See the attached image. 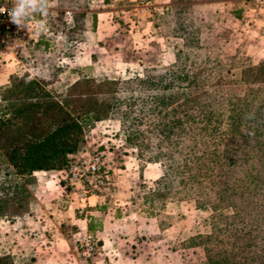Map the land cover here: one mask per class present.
Listing matches in <instances>:
<instances>
[{
  "label": "trees",
  "instance_id": "16d2710c",
  "mask_svg": "<svg viewBox=\"0 0 264 264\" xmlns=\"http://www.w3.org/2000/svg\"><path fill=\"white\" fill-rule=\"evenodd\" d=\"M193 1L171 0L160 16L162 36L178 41L173 64L121 80L80 76L57 97L60 69L75 63L73 46L97 19L86 0H56L71 10V23L63 11L48 12L49 33L25 62L47 77L13 74L0 87V166L12 176L0 181V220L24 213L25 185L35 172L66 169L84 146V130L111 118L119 122L122 145L161 167L152 188L134 187L161 231L169 217L160 207L192 199L196 209L211 212L210 233L189 240L204 247L205 264H264V62L243 70L238 92L220 82L205 86L185 62V53L200 48ZM157 201L163 205L155 207ZM97 231V220L89 221L88 232ZM0 264L33 261L0 255Z\"/></svg>",
  "mask_w": 264,
  "mask_h": 264
},
{
  "label": "rangeland",
  "instance_id": "374dc122",
  "mask_svg": "<svg viewBox=\"0 0 264 264\" xmlns=\"http://www.w3.org/2000/svg\"><path fill=\"white\" fill-rule=\"evenodd\" d=\"M87 2L88 0H86V5ZM192 3L197 24L201 27V40L198 50L185 53V62L190 67V72H196L208 88L223 83L224 86L229 88V91L236 90L238 92L239 84L237 83L243 70L258 67L259 64L264 62V27L262 28L259 24V17L255 16L252 19L257 22L254 24L246 23L245 17L242 20V17L237 18L234 15L241 8L247 11L249 0H194ZM112 21L116 30H113L108 37L104 38V43H100L107 48L106 53L93 55L92 65L90 66L85 67L81 61L76 59L72 67L66 65L60 69L58 84L53 87L57 97L62 96L66 87L80 76L96 80H121L133 78L136 75L140 77L143 68L166 67L174 63L173 52L175 47L178 46V41L162 36L161 26L163 22H161L160 17L153 21L157 38L154 40L149 38V41L144 40V37L141 38L140 34L130 36L122 24L116 20ZM253 30L257 31L253 33ZM94 32L95 30L85 33L83 40L74 44L72 49L74 58L82 57L81 53L84 51L85 46L96 39V36L92 35ZM51 60L54 61V57ZM119 61L133 63V65H127L124 69L122 67L119 74H116L115 72L119 71L116 63ZM4 69L5 67L0 65V87L7 85L8 82L4 83L3 81ZM23 73L30 76L47 77V72L44 70L26 69V71H20L18 74ZM251 78L248 80H251ZM118 130L119 122L115 119L108 118L95 122L91 127L84 130V146L76 155V158L100 153L105 164L107 157H109L116 166L124 168L125 166L120 162H123L125 160L123 156H126L138 162V169H135L134 172L140 174L141 169L146 167V163L136 158L134 149L121 144L118 140ZM107 152H109V155ZM150 166L149 184L141 183L143 182L141 177L138 179L126 177L128 185L140 187L143 191H145L144 188H152L153 181L151 179L161 174V167L159 164H150ZM107 170L108 185L97 193H102L106 200V204L102 205L104 210L107 209V206L113 207L114 204H119L118 200L121 198L117 193L116 186L113 183L109 184L111 171L108 168ZM6 177L12 179L11 171L1 165L0 181ZM57 177L54 171L35 172L33 174V182L25 185L28 192L26 210L17 219L16 217L6 219L12 224L11 227H8L9 231L7 233H17L18 230H24L23 232L27 234L40 236L42 234L43 241L46 234H48L50 240V237L56 233L63 235L71 247L66 254L64 253L63 259H60V264H94L95 259L103 257L102 254L105 251H109V257L108 259L105 258L104 264L206 263L204 247L195 245L194 242L189 240L210 233L211 212L207 208L196 209L192 199L180 202L173 201L167 203L164 208L159 206L163 205L162 201L155 202V207L158 208L159 206L161 211L165 210L171 213L170 222L166 220L162 223L165 228L167 225L170 226L165 231L159 229L156 218L150 220V218H153L150 215H144L139 220L132 217L133 219L129 221H106L104 233L100 236L96 234V238L103 237L105 239L106 234L110 233V243L95 239L98 243L94 256L87 261L80 259L74 250L75 238L72 237L78 231L76 229L73 232V228L76 227H71L68 224L67 213H70L71 216L73 212L78 216L83 215L77 213V203L74 197L72 195L68 196L70 193L69 188H67L68 194L55 189ZM50 180L54 183L48 182ZM61 185L63 186L62 183ZM140 197L141 192L137 190L129 195L133 205L126 206L127 211H129L127 213H137L138 209L142 208ZM93 202V198L89 199L90 204ZM6 220L1 219L0 222ZM138 227L142 228L144 235H138L136 229ZM3 232V229L0 228V233L4 234ZM17 247L20 248L21 245L19 244ZM3 253L0 249V255ZM32 261L33 264H40L34 258Z\"/></svg>",
  "mask_w": 264,
  "mask_h": 264
},
{
  "label": "built area",
  "instance_id": "2783aa9c",
  "mask_svg": "<svg viewBox=\"0 0 264 264\" xmlns=\"http://www.w3.org/2000/svg\"><path fill=\"white\" fill-rule=\"evenodd\" d=\"M16 0H0V65L12 70V74L26 71L25 62L41 37L49 33L47 8L38 11L26 20V28H19L11 22L10 11ZM171 0H88L86 8L97 16L109 15V20H116L126 32L133 36L140 34L149 41L155 36L153 21L166 13ZM247 12L252 19L257 16L261 27H264V0H249ZM68 19L70 14L64 13ZM44 25L43 31H37L38 25ZM264 30V29H263ZM31 77L30 75H28ZM61 181H65L72 189L71 195L77 203L76 211L84 215L90 206L89 199H94L97 192L108 180V170L100 153H93L76 158L66 169L57 171ZM97 249V242L92 234L80 230L75 236V252L82 260L91 259Z\"/></svg>",
  "mask_w": 264,
  "mask_h": 264
},
{
  "label": "crops",
  "instance_id": "0c3cea01",
  "mask_svg": "<svg viewBox=\"0 0 264 264\" xmlns=\"http://www.w3.org/2000/svg\"><path fill=\"white\" fill-rule=\"evenodd\" d=\"M121 2L125 4L126 0H121ZM46 8H47V12H56V11H63L64 13L68 12L70 14V17L68 19H66L65 17L64 18L67 23H71V10H68V9L61 10L57 6L56 0H47ZM86 11L90 14H94L93 12L88 11L87 8H86ZM243 17L246 18L245 20L246 23H254V24L257 23L256 21L252 20L251 13H248L247 11L243 12L242 20H244ZM246 23H244V25H246ZM113 30H116V28H115V25L113 24V21L109 20V15L106 13L98 15L97 23L95 26V32L92 33V35L96 36V39L92 40V42H89L85 46L84 51L81 53L82 57L78 56L75 59L81 61L83 63V66L85 67L92 65L91 59L93 55H97L102 52L106 53L107 48L103 44H100V43H104L105 42L104 38L108 37ZM255 31L257 30H253L252 32L254 33ZM246 32H249V31H246ZM156 38L157 36H154L151 39L154 40ZM116 64H117V67L119 68V71L115 72L116 74H119V72L121 71L120 69L122 67L124 69V67H126L127 65H133V63H126L123 61H119ZM4 70H5V74H3L4 76L3 81L4 83H6L8 81V77L12 74V70L9 68H5ZM107 154L109 155V152H107ZM123 157L125 160H123V162H120V164L125 166L124 168L116 166L114 162H111L109 157H107V160H106V166L111 171V173L109 174V181H110L109 184L113 183V185L116 186L118 195L121 196V198H119L118 200L119 204H114L113 207L107 206V209L105 210L100 209V207L104 208V206L102 205L106 204L105 203L106 200L104 196L102 195V193L97 194L96 197L93 199L94 202L90 204L87 210H85V213L83 216H78L74 212L72 216L70 215V213H67V216L69 218L68 224L71 225V227H76L74 228L75 231L77 229V231L86 230L88 232L89 221L91 222V220L96 219L98 231L93 235L94 238L96 240L100 239L104 243L105 242L110 243L109 242L110 236H111L110 233L106 234L107 236L105 237V239H103V237L96 238V234L100 236L104 233V228H105L104 224L106 221L107 222L108 221H113V222L129 221L133 219L132 217H135L134 218L135 220L137 219L139 220L144 215L149 216L144 207L138 209L139 212L137 211V213H130V214L127 213L129 211H127L128 208H126V206L133 205L132 201L129 199V195L134 193L135 189H134V186L131 187L130 185H128V183L126 182V177H129L131 179H134V177L136 179L141 177V179H143V182L141 183L149 184V175H150L149 167L151 166L150 164H146L145 165L146 167H143L139 174V172H134L135 169H138V164H137L138 162L126 156H123ZM54 173L57 177V172H54ZM153 174H155V172H153ZM158 177L159 176H155L154 178L151 179V181H154ZM48 182L54 183L51 180ZM56 182H57V186H55V189H58V191L63 192V193L67 192L68 194L67 188H69L70 193L68 194V196L71 195L72 189L65 181H61L57 177ZM61 183L63 184V186L61 185ZM100 210H101V213H100ZM162 213L165 214L166 216H169V222H170L171 213L165 210ZM150 220H155V217L150 218ZM11 226L12 224L8 221L0 222V228H2L4 231L3 232L4 234L0 233V249H2V251L4 252L2 255L10 256L13 262L15 263H23V262L28 261L29 259L34 258L35 260L39 261L40 264H60V259H63L64 253L66 254V252L71 247L68 241L66 240V238L61 234L56 233L52 237L49 236L51 240L48 238V234H46L45 240L43 241L42 234L41 236L36 235V234H31V233L27 234L26 232H23L24 230H18L17 233H14V232L7 233L9 231L8 227H11ZM169 228L170 226L167 225L165 229H169ZM136 229L138 231L137 232L138 235H144L142 228L138 227ZM165 229L163 231H165ZM76 234L77 232L74 233L72 237L75 238ZM19 244L21 245L20 248L17 247V245ZM74 250H75V239H74ZM102 255L103 257L101 258L98 257L95 259L96 262L94 264H104L105 258L108 259L109 257V251H105Z\"/></svg>",
  "mask_w": 264,
  "mask_h": 264
},
{
  "label": "clouds",
  "instance_id": "9594fccd",
  "mask_svg": "<svg viewBox=\"0 0 264 264\" xmlns=\"http://www.w3.org/2000/svg\"><path fill=\"white\" fill-rule=\"evenodd\" d=\"M47 0H16V5L10 11L11 22L18 29L26 28V20L38 11L46 10ZM5 9L0 8V12ZM44 25H38L37 31H43Z\"/></svg>",
  "mask_w": 264,
  "mask_h": 264
}]
</instances>
